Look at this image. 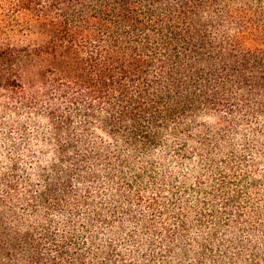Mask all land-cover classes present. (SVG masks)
<instances>
[{"label": "trees", "instance_id": "16d2710c", "mask_svg": "<svg viewBox=\"0 0 264 264\" xmlns=\"http://www.w3.org/2000/svg\"><path fill=\"white\" fill-rule=\"evenodd\" d=\"M263 139L264 0H0V264H260Z\"/></svg>", "mask_w": 264, "mask_h": 264}, {"label": "rangeland", "instance_id": "374dc122", "mask_svg": "<svg viewBox=\"0 0 264 264\" xmlns=\"http://www.w3.org/2000/svg\"><path fill=\"white\" fill-rule=\"evenodd\" d=\"M210 122L214 123V120H210ZM262 141H264V139ZM260 156L261 155L258 156V163H259L258 170L255 172L254 178L260 184V188H264V156L263 155L261 157ZM262 193H264V191ZM263 201H264V194L262 198H260V200H256V203L260 206L258 208L264 216V206L262 205ZM259 248H261V246ZM259 254L261 255V261H262L260 262V264H264V251H260ZM243 256L246 257V255Z\"/></svg>", "mask_w": 264, "mask_h": 264}]
</instances>
